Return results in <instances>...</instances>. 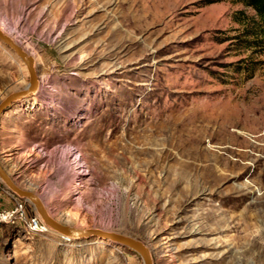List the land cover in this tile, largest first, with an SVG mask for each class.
<instances>
[{
    "label": "rangeland",
    "instance_id": "rangeland-1",
    "mask_svg": "<svg viewBox=\"0 0 264 264\" xmlns=\"http://www.w3.org/2000/svg\"><path fill=\"white\" fill-rule=\"evenodd\" d=\"M0 27L39 83L1 117L0 161L52 218L153 264H264V21L244 0H0ZM27 83L0 42V100ZM0 264L142 262L5 221Z\"/></svg>",
    "mask_w": 264,
    "mask_h": 264
},
{
    "label": "water",
    "instance_id": "water-1",
    "mask_svg": "<svg viewBox=\"0 0 264 264\" xmlns=\"http://www.w3.org/2000/svg\"><path fill=\"white\" fill-rule=\"evenodd\" d=\"M0 42L16 55V57L25 66V69L28 74V83L23 89L11 92L0 100L1 120V117L7 111H9L11 107L22 101H26L33 98V96L37 93L39 83L35 69L34 58L29 55L20 45H18L11 37H9L1 30ZM0 182L14 195L29 203L33 207L35 211L34 213L41 220L42 224L46 228L51 229L53 232H56L62 238L66 240L97 239L105 241L109 244L126 249L130 253L138 256L142 264H153V259L149 248L143 242L134 237L100 229L75 228L58 222L57 220L52 218L48 214L43 202L36 194V192L17 185L9 176V174L1 164V161Z\"/></svg>",
    "mask_w": 264,
    "mask_h": 264
},
{
    "label": "built area",
    "instance_id": "built-area-1",
    "mask_svg": "<svg viewBox=\"0 0 264 264\" xmlns=\"http://www.w3.org/2000/svg\"><path fill=\"white\" fill-rule=\"evenodd\" d=\"M74 153L75 151L71 150L69 157H71V160L76 161L78 160V157L75 156ZM76 169H78L79 172L78 175H83L84 167L80 165V167H76ZM0 192L10 197L13 201V205L10 208H3L0 206V223H3L5 221H16L24 225L28 232H33V231L41 232L40 229L43 224L35 213L29 216L27 215L26 201H24L23 199L17 197L12 192H10L5 186L2 185L1 182H0Z\"/></svg>",
    "mask_w": 264,
    "mask_h": 264
},
{
    "label": "trees",
    "instance_id": "trees-1",
    "mask_svg": "<svg viewBox=\"0 0 264 264\" xmlns=\"http://www.w3.org/2000/svg\"><path fill=\"white\" fill-rule=\"evenodd\" d=\"M244 2L254 10L262 21H264V0H244Z\"/></svg>",
    "mask_w": 264,
    "mask_h": 264
},
{
    "label": "bare ground",
    "instance_id": "bare-ground-1",
    "mask_svg": "<svg viewBox=\"0 0 264 264\" xmlns=\"http://www.w3.org/2000/svg\"><path fill=\"white\" fill-rule=\"evenodd\" d=\"M0 30L4 32V29L2 27H0ZM8 173V172H7ZM80 180H78L79 182ZM28 189H32V188H28ZM73 214L69 213V212H63L61 213V221H63L64 223H70L71 220L73 219ZM41 232H48V229L45 227V226H41V229H40Z\"/></svg>",
    "mask_w": 264,
    "mask_h": 264
},
{
    "label": "crops",
    "instance_id": "crops-1",
    "mask_svg": "<svg viewBox=\"0 0 264 264\" xmlns=\"http://www.w3.org/2000/svg\"><path fill=\"white\" fill-rule=\"evenodd\" d=\"M30 183H32V182H30ZM36 189H39V187H38L37 185H34V184L32 183V189H30V190H33V191L35 192ZM36 193H37V192H36Z\"/></svg>",
    "mask_w": 264,
    "mask_h": 264
}]
</instances>
